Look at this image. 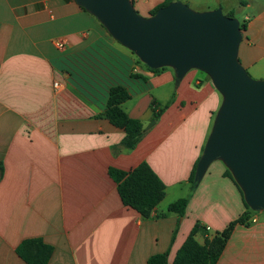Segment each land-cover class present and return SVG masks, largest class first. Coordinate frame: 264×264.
<instances>
[{"label": "crops", "instance_id": "1", "mask_svg": "<svg viewBox=\"0 0 264 264\" xmlns=\"http://www.w3.org/2000/svg\"><path fill=\"white\" fill-rule=\"evenodd\" d=\"M163 1L131 0L142 15ZM179 1L245 12L237 57L264 79V0ZM176 81L172 67H147L74 0H0V264H25L15 248L34 237L53 247L47 264H146L162 252L171 263L194 224L203 243L242 213L222 160L194 185L188 179L221 95L198 68ZM117 85L130 96L122 108L144 128L134 148L101 115ZM142 161L165 184L148 218L123 205L109 174ZM181 197L183 216L167 210ZM251 218L235 224L215 264H264V210Z\"/></svg>", "mask_w": 264, "mask_h": 264}, {"label": "water", "instance_id": "2", "mask_svg": "<svg viewBox=\"0 0 264 264\" xmlns=\"http://www.w3.org/2000/svg\"><path fill=\"white\" fill-rule=\"evenodd\" d=\"M74 1L150 69L170 66L177 81L190 68L209 75L222 99L194 178L199 180L208 165L220 159L246 204L264 210V79L252 78L238 60L239 21L220 7L197 11L179 0L148 17L141 16L131 0Z\"/></svg>", "mask_w": 264, "mask_h": 264}, {"label": "trees", "instance_id": "3", "mask_svg": "<svg viewBox=\"0 0 264 264\" xmlns=\"http://www.w3.org/2000/svg\"><path fill=\"white\" fill-rule=\"evenodd\" d=\"M169 1L164 0L148 10L147 14L155 13L159 7L166 5ZM227 15L232 16V13ZM240 27L244 30L246 28L245 23L241 22ZM129 97L124 87L118 85L111 87L106 107L101 115L107 118L114 126L123 129L124 136L121 140V145L126 148H134L142 137L144 128L139 119L129 116L122 108V104ZM159 114L160 110L156 111L152 106L153 118H157ZM197 161L188 177L192 185L196 183L194 176ZM223 173L233 178L228 168ZM109 174L117 183V192L123 205L135 209L144 218L152 215L155 206L165 196V184L146 161L140 162L128 172L110 168ZM235 184L237 185L236 182ZM241 195H243L242 191ZM243 202L245 208L242 213L235 220L230 221L221 231L216 232L210 238H205L203 243H199L195 239V233L200 229V226L194 224L184 242L176 251L171 263L167 261V253L162 252L150 255L146 264H215L235 224H249L252 222L251 217L254 210L246 204L244 199ZM187 203L188 197L178 198L168 204L167 210L183 216ZM15 251L25 264H47L53 252V247L41 238L34 237L21 240Z\"/></svg>", "mask_w": 264, "mask_h": 264}, {"label": "rangeland", "instance_id": "4", "mask_svg": "<svg viewBox=\"0 0 264 264\" xmlns=\"http://www.w3.org/2000/svg\"><path fill=\"white\" fill-rule=\"evenodd\" d=\"M231 1H235V0H231ZM190 7V6H189ZM192 9H194V8H192ZM136 11H138V10H136ZM223 11V10H222ZM138 13L141 15V16H144V17H148L149 15L147 14V15H142L139 11H138ZM223 13H226V12H223ZM245 14V12H243V13H238V12H235L234 13V17L235 18H237V19H239V20H241V17H243V15ZM151 121H153V120H151ZM220 160H214V162H219ZM258 210H254V212H257Z\"/></svg>", "mask_w": 264, "mask_h": 264}, {"label": "built area", "instance_id": "5", "mask_svg": "<svg viewBox=\"0 0 264 264\" xmlns=\"http://www.w3.org/2000/svg\"><path fill=\"white\" fill-rule=\"evenodd\" d=\"M58 44H59V46H62V43L59 42ZM251 221H252V222L255 221V218H251ZM207 228H208V227H207ZM207 228H206V229H207Z\"/></svg>", "mask_w": 264, "mask_h": 264}]
</instances>
